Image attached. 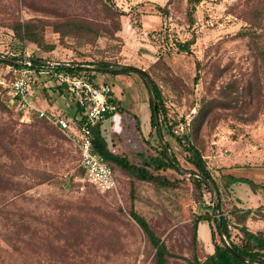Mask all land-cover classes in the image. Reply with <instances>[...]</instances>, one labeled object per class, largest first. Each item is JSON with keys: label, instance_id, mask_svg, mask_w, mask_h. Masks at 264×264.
Returning a JSON list of instances; mask_svg holds the SVG:
<instances>
[{"label": "rangeland", "instance_id": "obj_1", "mask_svg": "<svg viewBox=\"0 0 264 264\" xmlns=\"http://www.w3.org/2000/svg\"><path fill=\"white\" fill-rule=\"evenodd\" d=\"M112 1L122 11L120 28L114 32L117 40L98 36L92 44L76 45L66 38L61 45L46 25L44 43L37 47L18 41L8 23L70 16L109 23L101 5L95 0H0V56L16 57L31 50L48 60H103L143 71L155 64L153 78L161 89L172 133L186 132L188 125L180 132L178 124L189 123L202 102L216 100L192 142L217 184L223 212L237 204L233 183L224 187L221 174L249 181L234 182L242 206L263 207L264 11L258 20L253 19L257 0H202L195 5L190 24L185 0ZM157 6L165 7L166 14ZM190 38L189 54L175 51L174 42ZM5 69L0 64V99L9 111L0 110V130L14 134L16 153L8 158L0 148V163H20L24 169H8L11 183L0 190V264H152L153 248L128 214L130 209L164 243L169 255L163 264H190L192 219L204 211V205H212L215 196L205 190L200 194L193 187L187 171L191 166L165 127L157 128L175 154L179 172L159 173L178 179L174 187L138 181L112 167L116 190L99 191L84 179L70 139L50 123L19 119ZM93 75L109 84L122 111H117V125L106 127L107 146L132 161L138 150L152 153L160 139L149 126V91L141 78L134 72ZM33 86L41 98L40 107L68 120L75 114V105L48 77L42 76ZM136 119L145 140L134 127ZM33 171L46 172L50 178L40 182ZM229 221L230 236L236 241L238 233ZM248 229L256 227L250 223ZM207 237V232L199 230L201 246ZM198 258H203L201 253ZM217 264L229 263L220 255Z\"/></svg>", "mask_w": 264, "mask_h": 264}, {"label": "trees", "instance_id": "obj_2", "mask_svg": "<svg viewBox=\"0 0 264 264\" xmlns=\"http://www.w3.org/2000/svg\"><path fill=\"white\" fill-rule=\"evenodd\" d=\"M98 2L104 13L105 19L108 20L109 23L99 24L94 22L93 20H89L87 18L78 17V16H70L63 17L61 19H57L54 21H45V20H35L28 19L25 21H20L18 19H12L8 23L9 29L12 31L13 36L20 41L21 43H32L37 47H41L44 43V27L46 25L51 27L52 32L56 33L58 36V42L61 45H65V39H72L73 44L76 45H84V44H92L98 36H106L110 39L117 40L114 37V32L119 30L120 25L118 22L119 15L122 14V11L116 7L112 0H95ZM202 0H185L186 2V16L188 23L190 24L192 20V13L194 11V7ZM159 10L162 11L163 15L166 14L165 7H158ZM264 11V0H257L256 4L252 10V16L254 20H258L260 14ZM253 24V23H251ZM193 42V38H190L185 41H177L173 43L175 51L178 53L189 54V45ZM4 57V56H3ZM4 58H0V64L7 65L9 62ZM11 60H14L15 57H8ZM48 60V59H47ZM264 60V54H263ZM69 64H82V65H92L93 67H101V69H86V68H75V67H64L59 66L57 69L73 71V70H86V71H94L101 73H109L111 75L117 74H125L128 72L136 73L141 80L143 81L145 87L147 88L144 76L142 73L132 69V67H124L122 65H117L111 61H103L98 60L94 63H76L71 62ZM111 66H121L119 68H115L112 70H106L104 68ZM148 71H144L150 80V90L148 97V107H149V126L155 129L157 133V127H165L164 132L168 135L172 136L175 142L179 145L181 151H183L185 161L191 166L187 169L190 175L188 178L193 185V187L199 191L201 194V190H205L210 193V189L207 184L204 182V179H209L214 184V188L216 191L215 200L212 201L214 207L217 209L218 220L216 219L215 213L213 211L212 205H204V211L195 215L192 219V230H191V260L190 264H217L216 252L223 254L229 264H264V229H259L254 232L249 231L244 226L245 220L247 218H257L264 220V206L256 207L254 209H239L233 208L228 212H223L221 206V198L220 192L215 183V180L211 176L209 170L207 169L205 162L200 154L199 149L193 144L192 139L197 135L198 130L201 125L209 115L212 108L215 106L214 103L216 100H206L201 103L196 109L195 114L191 118L188 123V130L181 135H177L172 133L170 125L168 124L163 95L161 93V89L159 84L155 81L153 76L156 69L155 64L151 65ZM7 74V73H6ZM155 77V76H154ZM9 78V74H7V79ZM194 80L196 79V75H194ZM165 80V78H163ZM60 92V88H58ZM3 92V89L0 87V94ZM226 93V94H225ZM224 94L227 96L226 89ZM152 97V98H151ZM110 100L116 105L117 111L122 112L121 109L117 106L114 99L111 97ZM12 105L14 107V102L11 100ZM14 109V108H13ZM0 110L9 111V107L0 99ZM129 113L126 109L124 110ZM123 111V112H124ZM77 108H75V114L71 119L75 120V116L77 115ZM135 118V117H133ZM31 119L37 120L41 125L46 124V120L43 118H38L34 113L31 114ZM48 123V122H47ZM134 127L139 135H141V131L138 126V120L134 123ZM92 138L91 145L93 150L100 154L105 163L110 167H116L122 170L129 177L145 182H152L157 186L161 187H174L178 183V179H168L163 177L159 172L165 170H175L179 172V168L177 166V160L175 154L170 149L167 142L162 141L164 147L167 150V153L163 149V145L160 140L157 141V146L153 147V152L149 153L147 150H138L136 153V160L132 161L128 159L127 156L121 153H117L112 151L110 146H107V143L104 137L100 134V131L97 126L92 127ZM149 134V133H148ZM13 135L10 133H4L0 130V148L3 150L4 154L9 155L10 158L12 155L16 153V147H12L14 139ZM142 136V135H141ZM143 140L144 137H141ZM19 145V143H18ZM16 159V157H12ZM16 166L23 167L22 165H6L4 162L0 163V190L3 191L8 188L11 183V179L6 174L8 173V169L10 172H14ZM24 169V167H23ZM81 169V168H80ZM82 173L83 170L81 169ZM112 171V170H111ZM113 173V172H112ZM192 173L196 174L193 175ZM34 177L38 180L45 181L50 178V175L46 172L41 171H33ZM84 175V173H83ZM223 180L224 187H229L231 183L244 181L248 182L247 179L234 177L231 174H221L220 175ZM114 177V176H113ZM253 183H251V186ZM199 194V195H200ZM200 198V197H199ZM128 214L131 218L138 224L146 238L148 239L151 247L153 248V262L152 264H163L169 253L164 245V243L153 233V231L149 228L147 223L143 218L138 216L131 209L128 211ZM232 220L234 223V227L238 233L236 241H233L230 236V230L228 229L229 220ZM206 221L209 229L210 241L213 245V252L207 255L202 261L197 259L195 253V242H196V232H197V223L199 221ZM233 250L236 254L245 258V261H241L238 259L232 252Z\"/></svg>", "mask_w": 264, "mask_h": 264}, {"label": "built area", "instance_id": "obj_3", "mask_svg": "<svg viewBox=\"0 0 264 264\" xmlns=\"http://www.w3.org/2000/svg\"><path fill=\"white\" fill-rule=\"evenodd\" d=\"M59 66L74 67L69 62L36 57L31 50H23L9 62L5 70L9 74L7 88L14 102V110L20 120L27 121L34 113L61 131L78 153V165L83 170L84 179L99 191H115L117 183L110 167L91 145L92 127L97 126L105 137L104 121L108 116L117 114L116 105L110 100L111 87L105 80L99 81L97 75H93L97 72L59 70ZM89 67L80 68L95 70ZM42 76L48 77L55 87L60 88V93L75 105V120H68L58 112H49L39 106L41 98L37 90H33V85ZM187 125V122L178 124V130L182 132ZM227 227L230 229V225Z\"/></svg>", "mask_w": 264, "mask_h": 264}, {"label": "crops", "instance_id": "obj_4", "mask_svg": "<svg viewBox=\"0 0 264 264\" xmlns=\"http://www.w3.org/2000/svg\"><path fill=\"white\" fill-rule=\"evenodd\" d=\"M54 93V92H53ZM111 96H112V90H111ZM113 98V97H112ZM41 102V101H40ZM114 123V124H113ZM117 123H118V115L116 114V115H111V116H108L107 118H106V120L104 121V126H105V128L107 127L108 128V126H110V125H117ZM106 128V129H107ZM110 128H111V126H110ZM106 131V130H105ZM109 134V133H108ZM114 137H115V135H114ZM236 183V182H235ZM234 186V183L231 185V189H232V195L234 196V198H235V204H237L236 205V207L237 208H240V209H253V208H251V207H245V206H242V204H243V202H241L240 201V196H237L236 194L237 193H240L239 191L237 192V187H233ZM235 191V192H234ZM256 192H254L253 194H255ZM252 194V195H253ZM263 206H264V204H263ZM252 224L253 226H255L256 227V229L255 230H250V229H248V226H249V224ZM244 226L246 227V229L247 230H249V231H252V232H254V231H256V230H259V229H264V220L263 219H252V218H247L246 220H245V223H244ZM199 230H202V232L203 233H206L207 232V234H208V237H207V239L205 238V242L203 243V246H201L200 245V243L198 242V240H199ZM205 244V245H204ZM214 250H213V245H212V243H211V241H210V236H209V229H208V225H207V222L206 221H203V220H201V221H199L198 223H197V232H196V242H195V253H196V256H197V259L199 260V261H202L207 255H209V254H211L212 252H213ZM199 253H201V255H202V259H199L198 258V255H199ZM198 254V255H197ZM220 255L221 256H223L222 254H219V252H216V259H217V262H218V257H220ZM226 259V258H225Z\"/></svg>", "mask_w": 264, "mask_h": 264}, {"label": "water", "instance_id": "obj_5", "mask_svg": "<svg viewBox=\"0 0 264 264\" xmlns=\"http://www.w3.org/2000/svg\"><path fill=\"white\" fill-rule=\"evenodd\" d=\"M0 58H4L3 56H0ZM8 62H11L12 60L11 59H9V58H5ZM72 66H74V67H78V68H80V67H86V66H83V65H78V64H76V65H72ZM88 67V66H87ZM119 67H121V66H111V67H106V68H104V69H106V70H112V69H115V68H119ZM89 68H94V69H101V67H93V66H90ZM132 69H134V70H136V71H138V72H140V73H142L143 74V76H144V81H145V84H146V86H147V89L148 90H150V86H151V84H150V80H149V77L147 76V74L143 71V70H141V69H139V68H132ZM152 98V97H151ZM157 133H158V137H159V139H160V141H161V143H162V137H161V135H160V132H159V129L157 128ZM162 145H163V143H162ZM163 149H164V151L167 153V150H166V148L164 147V145H163ZM188 174H191V173H188ZM193 175H195L196 176V174H194V173H192ZM204 182L207 184V186H208V188L210 189V191H211V194L213 195V196H215L216 195V191H215V188H214V184L212 183V181L211 180H209V179H204ZM212 208H213V211H214V213H215V216H216V219L218 220V213H217V209L214 207V204H212ZM231 252L238 258V259H240L241 261H245V258L244 257H242V256H240V255H238V254H236L233 250H231Z\"/></svg>", "mask_w": 264, "mask_h": 264}]
</instances>
